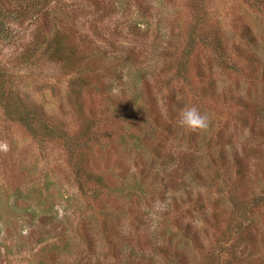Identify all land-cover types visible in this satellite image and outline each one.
Returning <instances> with one entry per match:
<instances>
[{"label":"trees","instance_id":"obj_1","mask_svg":"<svg viewBox=\"0 0 264 264\" xmlns=\"http://www.w3.org/2000/svg\"><path fill=\"white\" fill-rule=\"evenodd\" d=\"M76 1L80 0H0V31L14 24L18 28L7 33V40L26 39L16 46L22 47L18 58L0 61V108L34 143L54 146L67 158L89 212L80 226L82 243L65 242L69 250L73 246L74 263L85 264L80 256L87 250L80 248L86 240L90 249L96 243L117 258L116 264H157L158 256L163 264H264V191L252 186L247 164L255 149L234 144L232 134L255 114H264V108L234 93L213 91V72L202 68L194 52L200 39L214 52L217 59L211 58L218 65L264 89V54L250 49L260 45L253 31L240 35L242 43L237 45L211 40L204 36L208 0H182L189 16L186 44L171 51L169 46L160 61L153 57L149 65L152 55L135 51L132 43L119 45L125 32L141 40L148 35L149 0H134L143 20L122 27L104 21L113 19L105 8L108 0H84L97 14L78 27L82 20L73 11ZM246 1L264 14V0ZM235 50L238 56L232 58ZM20 66L32 78L27 83L39 89L28 90L26 100V91L15 80ZM161 74L168 85L182 84L186 92L167 90L166 97L153 92L149 82ZM63 80L68 114L50 103L45 108L35 104L37 95ZM185 106L211 115L209 135L175 125ZM125 196L129 202L119 203ZM156 201L167 218L152 231L144 218ZM16 207L0 201V224L5 228L0 237L21 232L13 221L21 216ZM43 220L29 227L30 233L12 234V248L30 250L28 241L41 237L39 244L52 242L43 250L42 264H72L64 242L48 236ZM164 232L167 245L162 242ZM3 247L0 244V262Z\"/></svg>","mask_w":264,"mask_h":264},{"label":"rangeland","instance_id":"obj_2","mask_svg":"<svg viewBox=\"0 0 264 264\" xmlns=\"http://www.w3.org/2000/svg\"><path fill=\"white\" fill-rule=\"evenodd\" d=\"M108 1L105 8L111 13L113 19H106L104 21H110L115 26L122 27L130 24L134 25L140 18L143 20L137 5L134 4V0ZM149 1L150 13L152 15L148 17L146 23L151 28L148 31V35L145 39L141 40L140 38H130L125 32V35L119 41V45L135 44V51L140 49L147 57L152 55L150 59L148 58L150 60L149 65H152L153 57L155 61H160L164 55L162 52L165 53L169 46V51H171V47H184L185 41L188 40L185 30L188 26L189 16L185 8L186 4L182 0ZM68 3L66 4L67 6ZM207 10L209 14L204 20L205 37L211 40H222L226 46H231L234 43L237 45L242 43L240 35L247 33L249 29L253 31L257 42L260 44L250 49L257 52L259 56L264 54V14H259L256 10L249 7L246 0H208ZM73 11L76 12L79 21L82 20L77 25L78 27H81L84 20H88L93 14H97L84 0L76 1ZM139 23L141 22L139 21ZM5 27H7L6 31L4 28L0 31V61L3 59L4 61L7 60V57L11 59L17 57L16 55L22 47L16 48V46H23L26 43L25 38L14 42L7 40V37L11 38V36H7V33H15L18 27L14 24L12 26L6 25ZM142 28H146L145 25ZM151 45L152 47H150ZM194 46L196 47L194 52L198 57L197 62L206 71L213 72L209 76L210 81L213 82V91L216 93H221L222 91L231 92L235 96L239 95L244 100L254 103L260 110L264 108V89L261 86L245 83L235 77L233 71L218 65L217 61H213L211 58L214 52L210 51L208 46L200 39H196ZM240 46L243 47L242 45ZM230 55L231 52H229ZM236 55L237 50L232 52V58ZM213 58L217 59L216 57ZM18 72L16 79H14L20 84V89L26 91V95L22 99L26 100L24 97L31 94L28 90L39 93V89L36 90L38 86H31L27 83L32 78L30 75L27 76L24 70H21V66ZM192 74H195L194 71H192ZM165 77V74L156 76L155 78L157 79L152 77L153 80L149 82V86L153 89V92L158 93L161 97L168 95L166 93L168 92L167 90L174 89L175 94L184 93L185 88L182 84L175 86L170 83L168 85L164 80ZM150 78H146L145 81ZM65 83L66 80H63L61 83H55L54 89L44 90L43 96L37 95L35 104H39L40 107L45 108V104L50 103L52 108L58 107L64 114H68L69 105L66 103L67 84ZM163 83H165L167 88ZM138 85L140 88L145 87L142 82H139ZM201 112L206 113V111ZM261 112L255 114L256 116L249 120L246 126H239L237 129H233L232 134L235 137L234 144L242 142L249 145V148L253 147L255 149L254 152L250 151L251 157L247 160L251 184L257 190L264 191V114ZM207 115L210 125L207 130L202 131L205 135H209L214 125L211 115ZM242 115L245 117L247 114L246 112H242ZM178 124L176 119L175 125ZM38 144L40 143H34L20 126L7 121L0 108V145H6V147H0V201L6 202L8 200L9 202L16 203L17 207L15 211L21 209L19 221L13 220L22 227L18 229L21 230L18 233L19 235H24L26 232L30 233L31 231H28L29 227L35 228L44 219L43 224L45 230L49 232L48 236L51 239L58 237L61 244L64 242L62 247L70 254V262L75 264L76 257L73 246L69 250L65 242L69 239L73 243L72 245H75L77 242L82 243L84 231H82L81 236L80 226L84 225L83 223L87 220L89 212H87L84 199L76 187L75 177L67 164L68 161L63 151L51 145ZM201 146L204 147L203 140L201 141ZM203 191L207 192L206 189H203ZM128 202L129 196H125L119 201L121 204ZM219 203L223 207L226 206L224 199H220ZM161 209L162 207L158 205L157 201L148 207V214L144 219L148 220L147 227L152 231L154 229L157 230L161 223H165L164 218L167 217H163ZM262 212L264 214V209ZM49 216L53 217V219H48ZM31 218H34L32 223ZM258 224L260 226L263 225V221ZM14 228L15 226L13 225L12 230ZM0 229H2L1 233L4 234L5 228L2 224H0ZM12 234L0 237L1 247H8L7 249L3 247L4 249L1 251L4 254L0 264H42L41 262L45 259L42 256L43 250L47 245L52 243L50 242L51 240L39 244L38 241L41 240V237H35L34 240L28 241V249L30 250H20L21 248H12L15 239H13ZM18 234L15 233L13 235L16 237ZM163 236L166 237H163L162 242L164 245H167L169 238L166 232H164ZM24 240H17V242L23 243ZM89 247V242L85 240L83 247L80 248L81 252L87 250L86 254L84 253L80 256V260L82 257L86 258V260H81L85 264L117 263V258L112 259L96 243L91 249ZM179 249L182 250V247ZM101 251L104 253H101ZM155 261L159 262L157 264H163L159 256Z\"/></svg>","mask_w":264,"mask_h":264},{"label":"clouds","instance_id":"obj_3","mask_svg":"<svg viewBox=\"0 0 264 264\" xmlns=\"http://www.w3.org/2000/svg\"><path fill=\"white\" fill-rule=\"evenodd\" d=\"M179 124L192 131H203L209 128L210 121L208 115L196 106H185L179 112ZM0 147H6V145H0Z\"/></svg>","mask_w":264,"mask_h":264}]
</instances>
